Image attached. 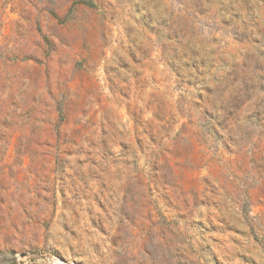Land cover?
<instances>
[{
  "label": "rangeland",
  "instance_id": "1",
  "mask_svg": "<svg viewBox=\"0 0 264 264\" xmlns=\"http://www.w3.org/2000/svg\"><path fill=\"white\" fill-rule=\"evenodd\" d=\"M0 264H264V0H0Z\"/></svg>",
  "mask_w": 264,
  "mask_h": 264
}]
</instances>
